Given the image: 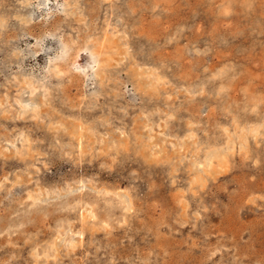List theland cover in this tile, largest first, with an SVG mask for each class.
Masks as SVG:
<instances>
[{
	"label": "rangeland",
	"instance_id": "obj_1",
	"mask_svg": "<svg viewBox=\"0 0 264 264\" xmlns=\"http://www.w3.org/2000/svg\"><path fill=\"white\" fill-rule=\"evenodd\" d=\"M0 19V264H264V0H0ZM24 73L44 104L21 113Z\"/></svg>",
	"mask_w": 264,
	"mask_h": 264
},
{
	"label": "bare ground",
	"instance_id": "obj_2",
	"mask_svg": "<svg viewBox=\"0 0 264 264\" xmlns=\"http://www.w3.org/2000/svg\"><path fill=\"white\" fill-rule=\"evenodd\" d=\"M72 1V0H71ZM74 1V0H73ZM61 4H63V3H61ZM51 6V5H50ZM71 8V7H70ZM66 9V8H65ZM69 11V10H68ZM71 11V10H70ZM73 11V10H72ZM106 11V10H105ZM193 11V10H192ZM69 13V12H68ZM76 14V13H75ZM69 15V14H68ZM71 15H72V13H71ZM86 15V14H85ZM13 16V15H12ZM5 18V17H4ZM10 19V18H9ZM23 19V18H22ZM93 19V18H92ZM28 20H31V18H29ZM27 20V21H28ZM0 24H3L4 23V21H2L1 19H0ZM8 21V20H7ZM25 24H27V23H25ZM4 29V28H3ZM114 34V33H113ZM132 34V33H131ZM124 35V34H123ZM134 35V34H133ZM131 39V38H130ZM68 44V42H65V41H63V40H58V46H56L57 48H56V53L54 54V56L53 57H50V60H49V63H48V70L49 71H53L54 70V73H56V75H60L62 72H63V69H62V67L60 66V60H62L63 59V56H65V54L68 52V50H69V48H68V46L69 45H67ZM99 44H101V45H103L104 43H103V40H102V42L101 43H99ZM123 44V43H122ZM120 45V44H119ZM126 46H128V44L126 43ZM124 47V46H123ZM122 48V47H121ZM14 50V49H13ZM124 50V49H123ZM127 50V49H126ZM99 51H101L100 49H98L97 47H95L94 49H89V52H90V55H91V58H92V60H90V62H88V63H91L92 65V68H94L95 66H101L102 65V61H101V58H100V55H101V53H99ZM110 51V50H109ZM125 51V50H124ZM118 52V51H117ZM139 54V53H138ZM15 56V55H14ZM73 56V55H72ZM148 56V55H147ZM13 57V56H12ZM86 58V57H85ZM128 58V57H127ZM87 59V58H86ZM133 61V60H132ZM73 63H74V65H75V63L77 64L78 63V60H75V61H73ZM131 63V62H130ZM88 65V64H87ZM75 68H77L78 69V65H76L75 66ZM65 70V69H64ZM129 70H130V68H129ZM129 70H127V71H129ZM126 71V72H127ZM98 72V71H97ZM134 73V72H133ZM97 74V73H96ZM131 74H132V71H131ZM149 74V73H148ZM98 75V74H97ZM127 75H129V73L127 74ZM133 75V74H132ZM132 75H129V76H132ZM77 76H78V74H77ZM99 76V75H98ZM100 77V76H99ZM120 78H121V76H120ZM101 79V78H100ZM103 80V79H102ZM132 80V79H131ZM104 82V81H103ZM107 82V81H106ZM101 83V82H100ZM136 83V82H135ZM103 84H105V83H103ZM101 85V84H100ZM107 85V84H106ZM143 85V84H142ZM172 85V84H171ZM44 86V85H43ZM145 86V85H144ZM19 87H20V91H19V94H18V100H19V104H20V109H19V111L21 112V113H26V112H29V111H31V110H37V108H39L40 106H42L43 104H44V101L42 100V98L41 97H39L38 96V94L36 93L37 92V89L39 88V85H38V82L34 79V76L33 75H29V74H27V73H24V75H23V78H22V84H20L19 85ZM138 88V87H137ZM157 88V87H156ZM51 89V88H50ZM111 89V88H110ZM134 89H135V87H134ZM160 89V88H159ZM91 90V89H90ZM165 90V89H164ZM172 90V89H171ZM47 91H49V90H47ZM113 91V90H112ZM148 91V90H147ZM128 92V91H127ZM157 92V91H156ZM146 93V92H145ZM120 94V93H119ZM174 95H175V93H173ZM115 96H116V94H114ZM122 95V94H121ZM161 96V95H160ZM96 97H98V96H96ZM2 98V97H1ZM6 98L9 100V96L7 95L6 96ZM167 98V97H166ZM236 98V97H235ZM120 101V100H119ZM261 101V100H260ZM92 103V102H91ZM9 104H10V102H9ZM17 105V104H16ZM110 105V104H109ZM113 105V104H112ZM253 105V104H252ZM92 106V105H91ZM94 107V106H93ZM93 107H90L91 109L93 108ZM114 107V106H113ZM254 107V106H253ZM116 108V107H115ZM85 109V108H84ZM108 111V110H107ZM46 113V112H45ZM124 113V112H123ZM99 114V113H98ZM136 114V113H135ZM42 120V119H41ZM91 120H93V119H91ZM59 121V120H58ZM104 121V120H103ZM150 121V120H149ZM98 123V122H97ZM86 125V124H85ZM145 125V124H144ZM70 126V125H69ZM91 126V125H90ZM93 126V125H92ZM106 126V125H105ZM148 126V125H147ZM46 128H49V127H46ZM151 128V127H150ZM236 128V127H235ZM255 128V127H254ZM257 128V127H256ZM255 128V129H256ZM91 129V128H90ZM145 129V128H144ZM51 130V129H50ZM68 130V129H67ZM87 130V129H86ZM81 131V130H80ZM134 131V130H133ZM106 132V131H105ZM71 133V132H70ZM69 133V134H70ZM74 133V132H73ZM159 133V132H158ZM67 134V133H66ZM192 134V133H191ZM58 135V134H57ZM60 135V134H59ZM64 135V134H63ZM62 135V136H63ZM80 135V134H79ZM254 135H255V133H254ZM96 136V135H95ZM101 136V135H100ZM138 136V135H137ZM192 136H193V134H192ZM195 136V135H194ZM17 137V136H16ZM103 137V136H102ZM109 137V136H108ZM151 137H153V136H151ZM246 137V136H245ZM52 138V137H51ZM55 138H57V137H55ZM58 139V138H57ZM81 139H83V138H81ZM256 139V138H255ZM69 141V140H68ZM165 141V140H164ZM63 142V141H62ZM82 142V141H81ZM80 142V143H81ZM119 142V141H118ZM78 143V142H77ZM165 143V142H164ZM194 143V142H193ZM242 144H243V146H244V144H245V140L243 141V142H241ZM60 144V143H59ZM121 144V143H120ZM234 144V143H233ZM7 145V144H6ZM65 145V144H64ZM118 145V144H117ZM166 145V144H165ZM230 145V147H231V144H229ZM228 145V146H229ZM81 146V148H83V144H81L80 145ZM242 146V147H243ZM3 147V146H2ZM166 147V146H165ZM4 148V147H3ZM78 148H79V144H78ZM159 148V147H158ZM175 148V147H174ZM186 148V147H185ZM231 148H233V147H231ZM63 148H61V150H62ZM100 149V148H99ZM186 149H188V148H186ZM82 150V149H81ZM146 150V149H145ZM163 150V149H162ZM63 151V150H62ZM2 152V151H1ZM84 152H86V151H84ZM195 152V151H194ZM14 153V152H13ZM75 153V152H74ZM80 153H81V151H80ZM149 153V152H148ZM212 153V152H211ZM7 154V153H6ZM47 154V153H46ZM156 154V153H155ZM169 154V153H168ZM8 155V154H7ZM189 155V154H188ZM213 155V154H212ZM6 156V155H5ZM51 156V155H50ZM59 156V155H58ZM63 156V155H62ZM116 156V155H115ZM166 156V155H165ZM168 156V155H167ZM206 156V155H205ZM216 156H218V155H216ZM85 157V156H84ZM210 156H208L207 155V158H209ZM220 157V156H219ZM81 158H82V156H81ZM212 158V156L209 158V159H211ZM84 160V159H83ZM162 160H165V159H162ZM204 160V159H203ZM214 160V159H213ZM222 160V159H221ZM210 161V160H209ZM155 162V161H154ZM201 162V161H200ZM178 164V163H177ZM199 164H203L202 162L201 163H199ZM33 165V164H32ZM180 165V164H179ZM257 165V164H256ZM177 167V166H176ZM172 170V169H171ZM25 171V170H24ZM203 173V172H202ZM211 174V173H210ZM201 175V174H200ZM214 177V176H213ZM201 178V177H200ZM20 179V178H19ZM91 179V178H90ZM202 179V178H201ZM200 179V180H201ZM15 180V179H14ZM84 181V180H83ZM22 183V182H21ZM87 185V184H86ZM4 186V185H3ZM42 186V185H41ZM83 186V185H82ZM81 186V187H82ZM200 186V185H199ZM67 187H69V186H67ZM70 187H71V184H70ZM181 187V186H180ZM179 187V188H180ZM42 190V189H41ZM48 190V189H47ZM71 190V189H70ZM190 190V189H189ZM204 190V189H203ZM84 192V191H83ZM193 192H194V190H193ZM71 193V192H70ZM80 193V192H79ZM69 194V193H68ZM50 195V194H49ZM201 197V196H200ZM253 197V196H252ZM41 199V198H40ZM45 199V198H44ZM51 199V198H50ZM35 200V199H34ZM92 201V200H91ZM256 204V203H255ZM71 206V205H70ZM65 207V206H64ZM86 211V210H85ZM84 211V212H85ZM86 213V212H85ZM80 214V213H79ZM243 214V213H242ZM63 219V218H62ZM86 219V218H85ZM232 220V219H231ZM86 222V221H85ZM83 225V224H82ZM88 225V224H87ZM89 227V226H88ZM228 227V226H227ZM84 230V229H83ZM232 237V236H231ZM224 238V237H223ZM83 240V239H82ZM85 240V239H84ZM52 241V240H51ZM47 242V241H46ZM53 242V241H52ZM71 242V241H70ZM76 243V242H75ZM80 243V242H79ZM47 244V243H46ZM74 247V246H73ZM51 248V247H50ZM70 248V251H71V247H69ZM37 249V248H36ZM87 252V251H86ZM45 253V252H44ZM16 254H17V252H16ZM19 254V253H18ZM33 254V253H32ZM37 254V253H36ZM61 254V253H60ZM56 255V254H55ZM69 255V254H68ZM57 256V255H56ZM36 257V256H35ZM37 258H38V256H37ZM192 258V257H191ZM206 259V258H205ZM37 260V259H36ZM38 260H39V258H38ZM44 262V261H43Z\"/></svg>",
	"mask_w": 264,
	"mask_h": 264
}]
</instances>
